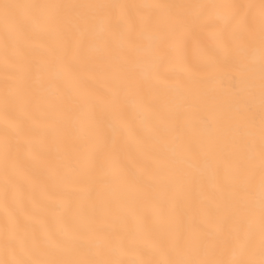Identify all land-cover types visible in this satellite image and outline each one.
I'll use <instances>...</instances> for the list:
<instances>
[{"label": "snow or ice", "instance_id": "snow-or-ice-1", "mask_svg": "<svg viewBox=\"0 0 264 264\" xmlns=\"http://www.w3.org/2000/svg\"><path fill=\"white\" fill-rule=\"evenodd\" d=\"M0 264H264V0H0Z\"/></svg>", "mask_w": 264, "mask_h": 264}]
</instances>
